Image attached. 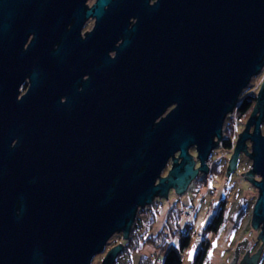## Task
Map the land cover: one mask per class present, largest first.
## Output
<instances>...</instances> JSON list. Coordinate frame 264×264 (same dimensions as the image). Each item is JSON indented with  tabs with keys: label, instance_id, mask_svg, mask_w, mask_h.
Segmentation results:
<instances>
[{
	"label": "water",
	"instance_id": "95a60500",
	"mask_svg": "<svg viewBox=\"0 0 264 264\" xmlns=\"http://www.w3.org/2000/svg\"><path fill=\"white\" fill-rule=\"evenodd\" d=\"M95 1L93 11H87L96 18L88 38L94 42L98 37L102 43V84L109 93L118 85H130L133 117L126 129L105 119L102 167L98 173H84V178L82 171L67 165L70 151L81 145L70 149L68 141L55 140L59 158L51 171L40 172V214L34 229L25 227L11 204L8 219L0 220V264H91L113 235L122 233L127 239L139 209L156 197L168 198L171 188L178 194L186 191L195 173L208 172L225 117L263 68L264 0ZM113 48L117 57L143 61V69L116 73V58L107 53ZM256 98L257 109L236 140L227 177L240 152L252 158L245 174L259 180L245 177L259 195L250 224L261 223L257 238L264 243V84ZM170 103L175 106L153 126ZM191 146L197 169L188 152ZM170 159L171 168L161 176ZM16 191L10 189L9 196ZM247 244V238L238 242L229 264H236L239 249ZM262 248L261 243L251 256L247 250L238 264H257ZM122 249L121 244L111 248L100 264H113Z\"/></svg>",
	"mask_w": 264,
	"mask_h": 264
},
{
	"label": "flooded vegetation",
	"instance_id": "af4514ba",
	"mask_svg": "<svg viewBox=\"0 0 264 264\" xmlns=\"http://www.w3.org/2000/svg\"><path fill=\"white\" fill-rule=\"evenodd\" d=\"M95 3V0H0L2 221L8 219L6 214L11 204L15 216L26 224L25 227L33 226L34 229L33 223L40 214V172L51 171L59 158H56L55 140L68 141L70 149L78 148L77 143L81 145V149L70 151L67 165L77 173L82 171L79 174L84 178V173L95 170L98 173L102 167L100 136L105 119L124 126V129L130 125L134 105L132 88L118 85L109 93L102 84V43L98 37L94 42L88 38L96 18L93 13L87 15V11H93ZM120 42L116 41L113 47ZM107 53L110 58H116V73L143 69V61L117 57L114 48ZM262 85L255 94L239 97L237 104L245 99L252 102L244 128L247 118L257 109L256 97ZM174 106L175 103L168 104L153 126ZM263 125L264 121L260 128L264 135ZM249 130L252 132L253 125ZM226 138L222 128L218 145L222 147ZM248 145L251 146L250 141H247ZM222 148L230 150L232 145L228 149ZM188 152L197 169L200 164L195 146L189 147ZM172 163L170 159L166 164L164 176ZM209 170L206 174L198 171L194 178L207 175ZM13 188L17 191L14 196H9V190ZM173 190L169 189L168 195ZM242 262L251 264L249 260Z\"/></svg>",
	"mask_w": 264,
	"mask_h": 264
},
{
	"label": "rangeland",
	"instance_id": "374dc122",
	"mask_svg": "<svg viewBox=\"0 0 264 264\" xmlns=\"http://www.w3.org/2000/svg\"><path fill=\"white\" fill-rule=\"evenodd\" d=\"M263 81L264 65L260 73L254 76L243 89L240 98L245 94H255ZM240 98H238L239 101ZM245 118L239 117L233 111L224 119L223 136L231 139L232 148L224 150L218 145L212 150L208 162L210 170L207 175L198 179L192 178L187 184L189 186L186 191L178 194L173 190L169 193L168 198H154L152 204L139 209L136 218H134L137 219V223L130 229L129 237L123 239L122 233L113 235L105 249L93 258L91 264H100L107 251L118 244H121L123 249L117 254L113 264H161L160 259L167 248L179 249L177 239L166 238L162 231L168 217L178 216L176 208H180L179 225L181 227L188 225L194 233L191 246L183 254V264L194 263V257L200 250V238L204 235L208 243V254L204 264H229L234 258V250L238 242L245 238H247L248 244L239 249L236 264L241 261L242 255L247 250H249V256L255 253L261 243L263 248L257 264H264L263 239L257 238L261 233L262 225L260 223L257 227H253L250 224L252 223L254 202L259 195L253 182L245 177L259 180L255 174H245L251 168L252 158L248 154L240 152L235 168L229 171L227 177L228 161L234 152L238 135L244 129ZM246 151L251 152L249 145ZM222 199L225 206V222L220 232L216 235H212L210 232L202 235L201 229L210 221L216 211L215 208ZM183 209L192 212L191 219L182 215ZM173 224L171 222L172 228H175ZM193 246H195L194 250ZM190 252L192 253L191 259H189ZM209 253H211V257Z\"/></svg>",
	"mask_w": 264,
	"mask_h": 264
},
{
	"label": "trees",
	"instance_id": "16d2710c",
	"mask_svg": "<svg viewBox=\"0 0 264 264\" xmlns=\"http://www.w3.org/2000/svg\"><path fill=\"white\" fill-rule=\"evenodd\" d=\"M252 102H249L248 100H243L241 103L237 104L236 106V113L239 117L247 116L249 112V108H251ZM230 138H226L223 140L222 147L225 149L231 148L232 142L230 141ZM178 211V216H171L168 217L162 231L164 232V236L166 238H173L177 239L178 242V250L170 247L167 248V251L165 255L163 256L161 260V264H183V254L188 250V248L191 246V240L193 238L192 229L186 225L185 227H181L179 225L178 219L180 218V208H176ZM215 212L212 215V218L210 221L205 225L204 230L205 233H211L212 235H216L220 232L224 222H225V206L223 199L220 203H218L217 207L215 208ZM174 223L175 228H172L171 222ZM137 223V219L135 220L133 226ZM132 226V227H133ZM130 239V238H129ZM168 239V240H169ZM167 240V242H168ZM129 242V240H128ZM208 254V243L206 241L205 235L201 236L200 238V250L198 251L194 263L193 264H204L206 257Z\"/></svg>",
	"mask_w": 264,
	"mask_h": 264
},
{
	"label": "built area",
	"instance_id": "2783aa9c",
	"mask_svg": "<svg viewBox=\"0 0 264 264\" xmlns=\"http://www.w3.org/2000/svg\"><path fill=\"white\" fill-rule=\"evenodd\" d=\"M181 213L187 219H191V217L193 216L192 212L191 211H187V209H183ZM201 233H202V235H204V233H205L204 228L201 229Z\"/></svg>",
	"mask_w": 264,
	"mask_h": 264
},
{
	"label": "snow or ice",
	"instance_id": "6c2138e0",
	"mask_svg": "<svg viewBox=\"0 0 264 264\" xmlns=\"http://www.w3.org/2000/svg\"><path fill=\"white\" fill-rule=\"evenodd\" d=\"M194 248H195V246H193V250H194ZM209 256L211 257V253H209ZM192 258V253L190 252L189 253V259H191Z\"/></svg>",
	"mask_w": 264,
	"mask_h": 264
}]
</instances>
